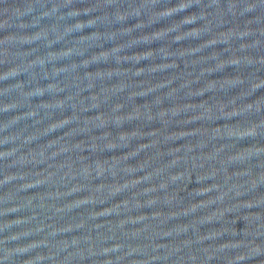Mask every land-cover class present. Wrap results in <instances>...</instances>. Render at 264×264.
Wrapping results in <instances>:
<instances>
[{"label":"water","instance_id":"water-1","mask_svg":"<svg viewBox=\"0 0 264 264\" xmlns=\"http://www.w3.org/2000/svg\"><path fill=\"white\" fill-rule=\"evenodd\" d=\"M0 264H264V0H0Z\"/></svg>","mask_w":264,"mask_h":264}]
</instances>
